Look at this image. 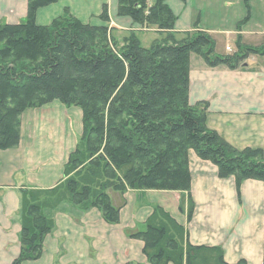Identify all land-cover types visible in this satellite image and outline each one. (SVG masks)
<instances>
[{
  "label": "trees",
  "instance_id": "trees-1",
  "mask_svg": "<svg viewBox=\"0 0 264 264\" xmlns=\"http://www.w3.org/2000/svg\"><path fill=\"white\" fill-rule=\"evenodd\" d=\"M57 2L28 0L23 24L0 26V150L19 146L20 117L29 108L59 101L80 108L83 124L63 180L50 190L22 191L21 252L13 264L42 258L44 242L56 228L53 214L64 204L81 212L96 209L107 224L118 225L129 189L176 191L188 196L190 221L189 150L218 167L221 178L234 176L238 186L246 180L264 183L263 153L230 146L207 127V106L189 103L192 54L211 68L236 70L264 49L238 41L237 54L222 57L207 33L177 39L172 33L177 18L167 0H153L151 6L148 0H119V16L167 31L149 49L135 36L119 47L107 27L83 24L68 9L67 20L38 26V11ZM100 19L110 22L107 6ZM177 164L180 169L174 170ZM128 237L144 243L150 264H227L220 248L192 246L186 229L160 206L143 231Z\"/></svg>",
  "mask_w": 264,
  "mask_h": 264
},
{
  "label": "crops",
  "instance_id": "crops-1",
  "mask_svg": "<svg viewBox=\"0 0 264 264\" xmlns=\"http://www.w3.org/2000/svg\"><path fill=\"white\" fill-rule=\"evenodd\" d=\"M167 5L177 18L172 31L177 39L207 33L222 57L237 53L238 41L264 49V0H167ZM105 6L117 28L137 29L131 18L119 16V0H58L40 9L36 21L48 26L69 9L84 24L110 26L100 19ZM27 14L28 0H0V24L23 23ZM189 103L207 106V127L230 146L264 155V54L250 55L236 70L211 68L192 54ZM48 117L47 126L29 132L23 125L18 147L0 150V264H13L21 252L22 191L55 188L77 146L68 122L59 126L62 117ZM188 161L194 203L190 221L180 208L184 194L176 192L127 193L118 225L107 224L96 209L81 213L64 204L55 214L56 228L44 242L42 258L23 264H150L144 243L130 239L128 232L143 231L156 206L186 229L192 246L220 248L227 264H264V183L246 180L238 186L234 176L221 178L218 167L193 150Z\"/></svg>",
  "mask_w": 264,
  "mask_h": 264
},
{
  "label": "rangeland",
  "instance_id": "rangeland-1",
  "mask_svg": "<svg viewBox=\"0 0 264 264\" xmlns=\"http://www.w3.org/2000/svg\"><path fill=\"white\" fill-rule=\"evenodd\" d=\"M152 2H153V0H148V5L151 6ZM65 10H64L63 15L61 17H59L58 19H60V18L66 19L67 16L65 17ZM118 10H119V8H118ZM68 12H69V15L72 16L69 9H68ZM108 14H109V12H108ZM73 18H75V17H73ZM125 18H128V17H125ZM109 19H110V17H109ZM53 22L51 24H49L48 26H41V27H50L53 24ZM23 23L16 24V25H21ZM133 24L137 25V29H133V27H134L133 25L128 27V28L126 27L124 29L123 28H117L115 26V24H113L111 22H110V26H105V27H107V29H108L109 38L113 41H116L119 47H122L124 44H126L127 41L131 38V36H135L139 40L141 46L145 49H149L151 47V45L153 43H155V41H162L166 38L165 36L167 35V31L164 32V31L160 30L158 28V26L149 25V24L147 25L145 23L141 25V24L135 23L134 21H133ZM5 25H8V24H0V26H5ZM13 26H15V25H13ZM115 29H116V31L114 32ZM3 44H5V42H3ZM225 44H226V40L222 43H219L218 49H220L222 47V45H225ZM0 46H1V48H3V45H0ZM12 49L13 48H11L9 50H12ZM257 49H261V48H255L254 50H257ZM237 52H238V49H237ZM235 54H237V53H234V55ZM253 56H257V54L253 55ZM246 60H244L242 62V64H240V65H243L246 62ZM51 114L59 115L60 118L62 117V119H61L62 122L60 121V119L57 120L58 122H56V119L53 120L54 123L56 122V125L62 126L68 122L69 128H71L73 131L72 132L73 135L77 136L76 138L78 139L77 140V144H78V142L80 141L82 134H83V124H82V120H81L82 119L81 118L82 110L80 108H77L74 106H66L59 101H54V102H52V103H50V104H48L42 108H39V109H32V108L26 109V111L20 117V122H21L20 129L24 125L23 127H25L27 129V132H29V130L32 129L33 126H36V127L47 126L48 123L51 122L49 117H48ZM189 151H188V160H189ZM188 167H189V161H188ZM179 169H180L179 165L177 164L174 167V170H179ZM189 171H190V169H189ZM162 178H164V177H162ZM131 191H135V190L129 189L127 193H129ZM142 191H156V190H142ZM168 192H176V191H168ZM176 193H181V192H176ZM181 194H184V196H185V207H184L185 210L182 209V202L180 204V208H181V210L186 211L187 206H188V196L186 193H183V192ZM182 200H183V196H182L181 201ZM58 211L59 210H57L56 212H58ZM56 212L53 214L54 221H55ZM79 212H81V211H79ZM81 213H87V212H81ZM55 225H56V223H55ZM143 229H145V227Z\"/></svg>",
  "mask_w": 264,
  "mask_h": 264
},
{
  "label": "built area",
  "instance_id": "built-area-1",
  "mask_svg": "<svg viewBox=\"0 0 264 264\" xmlns=\"http://www.w3.org/2000/svg\"><path fill=\"white\" fill-rule=\"evenodd\" d=\"M226 51L230 52V51H231V49H230L229 47H227Z\"/></svg>",
  "mask_w": 264,
  "mask_h": 264
}]
</instances>
